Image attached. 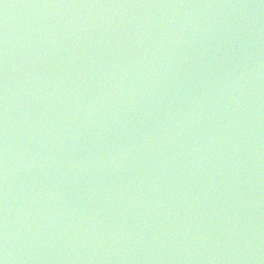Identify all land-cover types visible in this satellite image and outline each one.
Masks as SVG:
<instances>
[{
	"label": "water",
	"instance_id": "1",
	"mask_svg": "<svg viewBox=\"0 0 264 264\" xmlns=\"http://www.w3.org/2000/svg\"><path fill=\"white\" fill-rule=\"evenodd\" d=\"M0 264H264V0H0Z\"/></svg>",
	"mask_w": 264,
	"mask_h": 264
}]
</instances>
